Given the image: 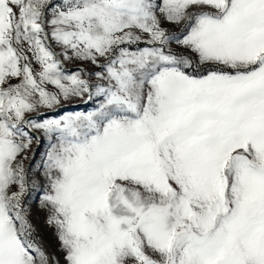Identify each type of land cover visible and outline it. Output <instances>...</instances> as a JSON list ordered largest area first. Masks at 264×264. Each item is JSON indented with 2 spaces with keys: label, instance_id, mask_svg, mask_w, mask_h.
<instances>
[{
  "label": "snow or ice",
  "instance_id": "obj_1",
  "mask_svg": "<svg viewBox=\"0 0 264 264\" xmlns=\"http://www.w3.org/2000/svg\"><path fill=\"white\" fill-rule=\"evenodd\" d=\"M0 264H264V0H0Z\"/></svg>",
  "mask_w": 264,
  "mask_h": 264
},
{
  "label": "rangeland",
  "instance_id": "obj_2",
  "mask_svg": "<svg viewBox=\"0 0 264 264\" xmlns=\"http://www.w3.org/2000/svg\"><path fill=\"white\" fill-rule=\"evenodd\" d=\"M74 107H77V106H74ZM33 147L35 148L36 146L34 145ZM44 231H46V232H50V230L47 229V228H44Z\"/></svg>",
  "mask_w": 264,
  "mask_h": 264
}]
</instances>
